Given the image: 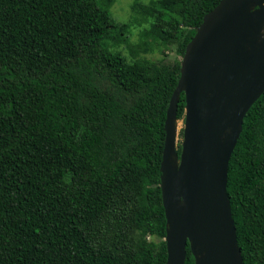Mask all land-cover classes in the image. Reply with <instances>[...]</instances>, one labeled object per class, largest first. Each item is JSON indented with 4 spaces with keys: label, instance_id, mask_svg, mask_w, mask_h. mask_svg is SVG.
<instances>
[{
    "label": "trees",
    "instance_id": "obj_1",
    "mask_svg": "<svg viewBox=\"0 0 264 264\" xmlns=\"http://www.w3.org/2000/svg\"><path fill=\"white\" fill-rule=\"evenodd\" d=\"M220 1L135 0L118 21L116 0H0V264H167V110ZM185 108L182 93L179 119ZM228 194L244 264H264V93ZM185 264H196L190 244Z\"/></svg>",
    "mask_w": 264,
    "mask_h": 264
},
{
    "label": "water",
    "instance_id": "obj_2",
    "mask_svg": "<svg viewBox=\"0 0 264 264\" xmlns=\"http://www.w3.org/2000/svg\"><path fill=\"white\" fill-rule=\"evenodd\" d=\"M263 93L264 0H221L187 45L167 110L160 184L167 264H185L188 244L196 264H244L228 172L244 119Z\"/></svg>",
    "mask_w": 264,
    "mask_h": 264
},
{
    "label": "rangeland",
    "instance_id": "obj_3",
    "mask_svg": "<svg viewBox=\"0 0 264 264\" xmlns=\"http://www.w3.org/2000/svg\"><path fill=\"white\" fill-rule=\"evenodd\" d=\"M135 0H116V2L114 3V5L112 6V13L115 19H117L118 21H127L130 19L131 15H132V4L134 3ZM142 2H148L150 0H140ZM141 26V25H140ZM137 24H134L132 26L131 29V33H130V42L131 44H136L139 42V38H140V32L142 27H140ZM126 56L130 58H132V53H131V49L125 45L122 44L119 46V48ZM170 53V56H175V52L174 50H169L168 51ZM147 57H151L153 59H160L162 58V54H160L159 52L156 53H147L144 54ZM183 129H184V118L179 119L178 121V138H177V146L179 147L184 139V133H183Z\"/></svg>",
    "mask_w": 264,
    "mask_h": 264
}]
</instances>
